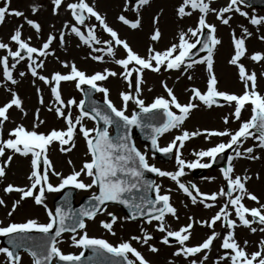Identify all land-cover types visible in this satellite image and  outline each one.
Returning <instances> with one entry per match:
<instances>
[{"label":"snow or ice","instance_id":"6c2138e0","mask_svg":"<svg viewBox=\"0 0 264 264\" xmlns=\"http://www.w3.org/2000/svg\"><path fill=\"white\" fill-rule=\"evenodd\" d=\"M11 0H3L0 6V25H3L7 17L22 19L12 30L8 41L0 40V87L8 94V99L0 104V180L7 175V169L14 157L19 156L29 160V173L26 176L27 184L16 186L11 183L0 191L4 194H17L18 198L11 203L7 216L13 213L25 201L31 200L35 206L42 207L47 217V222L41 223L35 218H28L24 222H9L0 225V237L7 238L9 246H0V254L5 258V264H22V252L31 257V264H104L103 258L109 257L108 264H152L143 252L133 246V242L141 245L152 255H157L160 248L157 244L174 248L171 252L172 259L165 264H176V258L182 259L185 264H206L209 253L216 240H220L219 247L225 250L223 256H219L213 264L227 260L229 264H264V239L259 241L258 249L251 253L246 251L248 241H243V246L236 239V229L243 227L251 233L260 231L264 233V203L260 198L250 192L247 183L253 177L245 173L236 175L232 161L238 158L250 161L260 157L254 154V148L264 151V93L258 91V79H264V70L259 73L250 71L242 58L253 63L264 65V51L248 53L246 41L253 36L248 27L239 25L240 35L235 29H231L230 21L233 15L244 18L247 23L259 33L264 28V15L244 10L247 0H227L222 7H212L214 0H181L176 8V17L183 20L197 14L194 26L186 30H180L178 40L171 43L163 50L155 47L162 32L159 27L163 9L152 17V31L148 35L149 44L144 55L133 49L126 38L109 25L107 17L102 14L90 0H50L51 15L58 16L63 8L68 12L70 20L62 23L59 29L55 25H49L52 29L46 37L41 36L42 25L34 18L25 16L24 11L11 9ZM151 0H123L121 13L116 20L130 30H140L142 27L141 10L150 6ZM43 8L42 4H29L28 10L31 16ZM133 13L129 17L126 13ZM212 14L219 24L228 27L233 52L227 63L234 66L243 90L240 94L229 93L218 89V80L214 72V55L222 41L217 37L215 24L207 22V17ZM94 21L93 23H88ZM27 25L35 33L38 46H34L32 36L24 35V26ZM98 30L107 35V39H101ZM66 35L78 38V47L86 46L89 49V57L96 62H104L105 56L118 66L117 72L109 68L92 74L80 70L73 62L60 61L61 67L66 72L54 71L48 75L42 74L45 61L55 55L53 43L64 47ZM257 39L264 42V34H258ZM199 46V47H198ZM206 53L205 55H197ZM117 51L122 56L117 58ZM24 64V70L17 71L18 65ZM197 65H204L207 73L206 87L201 90L196 87L186 89L189 93L188 101L181 103L174 94L173 89L167 83L161 82L166 93L165 96H156L151 103L146 104L141 98L143 74L145 71L160 73L161 71H176L184 76ZM32 77L35 87L37 103L46 107L48 112L54 114L58 120L64 122L62 129H51L48 132H38L37 129L44 124L40 119V107L33 110V124L31 130L22 124L7 131L4 135L6 123L10 122V110H18L21 117H27L23 100L15 90L20 80L26 76ZM109 78H119L126 84V90L119 92L120 107L118 108L109 98V89L103 86V82ZM180 77L178 76L177 79ZM192 80L191 75H187ZM41 82L49 89L52 98L49 105H45L44 97L36 82ZM62 82H69L74 87L84 92V99L78 102L75 98L65 100L61 92ZM92 92L103 96V107L91 100ZM86 100L90 102L85 108ZM135 107L130 114L129 103ZM229 106L232 108L230 116L233 120L240 121L242 111L250 110V116L239 123L235 130L224 128L223 130H196L180 131L164 147H160L158 140L165 133L181 129L191 112L201 106L212 109L215 107ZM77 109V115H72V109ZM223 123H229V115H225ZM95 122V126H85V121ZM102 122V126H100ZM115 129L113 136L109 129ZM139 128L147 133L151 148L161 154L174 153L176 169L166 171L149 164L147 154L141 152L132 142V129ZM79 134L86 144L88 157L81 167H75L68 175H63L55 170L48 158V149L55 144L62 154L70 153L75 148V137ZM203 135L205 140L211 137H227L226 142H220L212 147L196 151L193 161H185L181 158V149L186 141ZM256 141L254 146L240 147L246 140ZM232 149L234 155L228 156V165L220 169V174L225 182L218 191L203 193L195 184H185L181 178L186 175L185 169L210 168L216 158ZM207 158V162H202ZM67 163L71 166L72 161ZM153 173L158 177L167 178L174 182L176 189L182 192L191 205H202L205 209L217 207V202L222 199L218 210L207 219L187 217V224L177 229L167 223V217L178 220L177 208L171 199V189L162 192L161 185L152 180L145 179V173ZM87 177L89 182H84L81 177ZM50 177H56L59 183L53 184ZM259 179V174L255 177ZM209 179H214L209 178ZM66 188H73L92 193L86 205H81L79 210H74L69 203L70 193L65 192L63 203L49 208L46 203L48 193H60ZM135 193H143L136 196ZM154 193V197L148 195ZM254 202L257 207H247L244 200ZM123 205L129 209L127 217H117L107 211L108 203ZM187 207V205H184ZM0 207H7L5 200L0 198ZM98 214H104L108 219L100 221V226L109 234L115 236L114 225L119 221H136L141 218L139 235H132L127 240H121L118 244L90 237L87 232L86 221H93ZM155 222V223H154ZM220 224L223 233L215 230V225ZM144 225H153V231L161 235L154 237ZM253 225H258L253 226ZM209 229L200 242L189 244L194 227ZM41 234L37 240L32 234ZM69 233L70 246L81 249L78 254L64 253L59 247L62 242V234ZM156 240V243H152ZM85 250H91L92 255L85 257ZM199 257V258H197Z\"/></svg>","mask_w":264,"mask_h":264},{"label":"rangeland","instance_id":"374dc122","mask_svg":"<svg viewBox=\"0 0 264 264\" xmlns=\"http://www.w3.org/2000/svg\"><path fill=\"white\" fill-rule=\"evenodd\" d=\"M95 6L97 9L102 13L105 14L107 17V22L110 26L115 28L121 35V37L126 38L130 45L133 47L135 51H137L139 54L144 55L146 52V48L148 44L150 43L148 40V35L152 31V17L153 15L163 9V14L160 17L159 21V27L162 32V37L160 41L155 44V47L159 50H163L166 47L170 46L171 43H175L178 40V34L180 30H186L188 27H192L195 25L197 20V14L193 13L191 17H186L183 20H178L176 17V8L178 7L181 0H158L153 6L151 10L147 9V6L141 10V18H142V27L140 30H130L126 26H123L120 24L116 17L118 14L121 13V5L123 0H94ZM153 1V0H151ZM36 3L42 4L43 8L40 10L42 11L39 13V17H33L29 13L28 6L29 4L33 3V0H11L10 2V8L11 9H17V10H25V16H28L29 18H34L41 20L45 23L47 29L45 31L51 30L49 28V25H53L54 22H50V18L46 19L50 16V8L51 5L47 2V0H35ZM227 0H214V3L212 4V7L219 8L226 4ZM3 5V0H0V6ZM48 8V9H45ZM244 10L251 12H254L257 15H264V9H256L249 6H244ZM46 11V12H43ZM64 12L65 10L62 9ZM48 12V13H47ZM45 14L44 16H42ZM129 17L133 16L134 14L129 12L126 13ZM53 20V19H52ZM207 22L215 24L217 27L216 35L218 38L221 39L222 43L220 46H218L217 50L215 51L214 55V72L216 74L217 80H218V89L221 91H227L229 93H235L240 94L243 90V85L238 79L237 76V70L234 66H231L227 63L228 59L230 58L233 48L230 41V31L231 29H235L237 35H240V28L239 25H244L245 27H248L249 31L253 32V36L246 41V46L248 53L251 54L254 51H264V42H261L259 39H257L258 34H264V28H261L259 33L256 32V30L253 28V26L249 25L247 21L238 16L233 15L232 20L230 21L231 29L228 27H225L221 24H219L218 21H216L215 16L210 14L207 17ZM23 23L22 19L16 18V17H7L6 21L3 25L0 27V40L8 41V37L11 34L12 30L15 28L16 25ZM24 35L25 36H32V42L35 44V46H38L39 41H37L35 37V33L31 28H29L27 25L24 26ZM98 34H100L101 39H107L106 34H102L98 30ZM42 38L46 37L45 32H42L41 34ZM73 46V45H72ZM72 46L69 47V49H62L63 54H66V61H70L71 63H75L77 67L86 72L87 74H92L97 71H102L104 68H109L114 71H121V69L116 66L114 63H107L104 62H96L91 60L89 57V49L87 47H84V49H77L76 52L71 53ZM72 47V48H71ZM0 54H3L2 51H0ZM117 58H120L122 56V52L117 51ZM205 55V54H203ZM242 63L245 64V66L250 71H256L258 76L259 73L264 70V65L256 64L251 62L248 59L242 58ZM24 70V64L18 65L17 71ZM54 71H60V72H66L67 69L61 67V65H56L50 69H47L44 67L42 74L48 75L51 72ZM187 75L192 76V80H188L186 77ZM180 77L177 79V77ZM206 77L207 73L205 70L204 65H197L193 69L189 70L188 73H186L184 76H180L179 72L176 71H168L164 72L161 71L160 73H152L150 71H145L143 74L144 84L142 85V93L141 98L145 101L146 104L151 103L152 100L156 96H165L166 93L161 85V82L167 83L168 87L173 89L174 94L177 96L178 100L181 103H186L188 101L189 93L186 91V89H190L192 87L199 88L201 90H204L206 87ZM258 91L264 93V79H258ZM36 85L40 87L41 93L44 97L45 105H49L52 98L50 96L49 89L44 86L41 82L37 81ZM103 86L107 87L109 89V98L112 100V102L119 108L120 107V100H119V92L126 90V84L121 81L119 78H109L107 81L103 82ZM15 90L18 92V94L21 96L23 102L28 105V111L30 112L31 107H40V119L44 120V124L42 127H39L37 129L38 132H45L49 130L50 128L53 129H62L64 127V122L62 120H59L57 122H52L51 118L53 117V113L48 112L46 110V107L40 106L37 103L36 100V92L35 87L32 84V77L26 76L24 79L20 80L19 84L15 86ZM61 92L62 96L65 100L69 98H75L77 102L80 99H83L82 91L77 90L72 83L69 82H62L61 84ZM98 97L103 98L102 94L97 93ZM8 99V94L4 91L3 87H0V104H3ZM134 105L130 102L128 106V112L127 114H130L133 109ZM31 109V114L28 113L27 117L22 118L21 114L18 110H10V122L6 123L4 128V135L6 137L7 131L11 128L15 127L17 124H22L26 129L31 130L32 124H33V110ZM232 111V108L229 106L224 107H213L212 109H207L203 106L200 108L193 110L189 116V118L184 122L181 129L179 130H173L172 132H169L159 139V145L160 147L166 146L175 135L180 134V131L188 130V131H196V130H223L224 128H228L229 130H235L238 128L239 123L243 120H246L250 116V110L242 111L241 120L236 121L233 120L230 116V113ZM72 115H77V109L73 107L72 109ZM225 115H229V123L225 125L223 123V117ZM86 127H93L95 126V122L89 121V123H85ZM228 138L224 137H216L215 139L211 137L208 140H205L204 136H198L195 138H192L191 140H188L185 142L184 147L181 149V158L185 161H193L196 159V157L193 155L194 152L203 150L207 145L214 146L217 143L220 142H226ZM256 141L253 139H248L243 144V147H240V150L242 151L244 147H251L254 146ZM208 146V147H209ZM55 148V147H54ZM54 148H51V151L48 152V156L50 161L55 167V170L58 172H61L63 175H68L72 168L75 167L77 170L81 167L82 163L88 159V157L85 155L86 153V144L83 140V138L77 134L75 137V148L67 154H62L59 151H55ZM254 154L259 156L260 158L255 161H250L248 159L244 158H238L234 159L232 161L234 165V171L236 175H244L247 173L248 175L252 176L253 178L248 181L247 187L248 190L255 195H257L260 198V202L264 203V151L254 148ZM234 155V152L232 151V154ZM148 156L150 157V160L152 161L151 164L155 165L156 167H159L162 170L166 171H174L176 169L175 164V156L171 159L169 162H164L159 160L157 157L154 156L150 151L148 153ZM17 157L14 158L13 162L7 169V176H11L16 174V172L21 171L24 165H20L16 163ZM71 160L72 165L70 166L67 161ZM204 161V160H203ZM202 161V162H203ZM26 163L28 161L26 160ZM28 168V164H27ZM221 169V168H220ZM219 168H205V173L202 176H196L195 172L196 169L188 170L185 169V172L187 175H190L188 179L181 180L185 184H195L199 190L203 193H212L215 191H218V189L222 186H225V182L223 181L221 174H220ZM28 170V169H27ZM256 174H259V179L257 180ZM214 179H209L213 178ZM84 182H89L87 177H81ZM50 181L53 184L59 183L58 178L56 177H50ZM25 182V179H23V183ZM161 185L162 192L166 189H171V199L173 205L177 208V215L179 216V219L176 220L172 218L171 216L167 217V223L172 227V229H177L182 225L187 224L188 216H192L196 219H207L208 217H211L215 211H217V207H214L212 209H205L202 205H191L189 199L180 191L176 189V186L174 182L168 180L167 178L157 177V182ZM96 189L89 190L88 192H82L80 196H77V201L85 194H89L92 192H95ZM58 194V193H57ZM55 194L52 199L49 198L50 194L48 193L46 195L47 197V205L49 208H53L52 206V200L57 195ZM223 202L222 199H219L217 202V205L221 204ZM29 203L28 205H25V208H21L20 206L18 208V211L14 214L12 219H21L26 220L28 218H35L41 223L47 222V217L44 212V209L39 206H35L32 202H26ZM244 203L247 207H257V205L252 202L248 201L247 199L244 200ZM184 205H187L185 207ZM219 207V206H218ZM107 211L112 212L117 217H126L125 214L122 212V210L117 206H108ZM108 217L104 214H99L95 220L89 221L87 223V232L89 236L94 237H103L110 241L112 244H118L121 240H127L132 235H139V225L141 223V220L139 221H131V220H124L119 221L114 225V231L115 236L109 234L106 230H104L100 226V221L107 220ZM155 223V222H154ZM257 226L258 225H253ZM144 227L149 231L152 232L154 237H159L161 234L158 232L153 231V225H144ZM215 230L217 232L223 233V229L220 227V224L217 223L215 225ZM209 234V229L202 228V227H194L192 230V237L189 244H196L200 242L203 238L206 237V235ZM236 239L238 242H240L243 246V241L247 240L248 244L246 247V251L248 253H251L253 251H256L258 249L259 241L261 239H264V233H261L260 231H257L256 233H251L248 229L243 227H238L236 229ZM65 240H68V238H63L62 242ZM65 242V248L63 249L65 252H71L74 250L75 252L78 250V248H75L73 246H70V241ZM152 243H156V240H154ZM221 241L218 239L214 242L211 252L209 253V259L206 261V264H213V261L216 260L219 256H223L225 254V250L221 249L219 247ZM133 246L137 247L138 250L144 253V255L153 261L155 264H165L166 260L172 259L171 252L174 250V248L165 247L162 245L157 244V246L160 248V252L157 255H152L146 251L144 247H142L139 244H136L133 242ZM199 258V257H197ZM31 263V257L27 254L23 253L22 255V264H30ZM176 264H185V262L182 259L176 258ZM220 264H229L227 260L220 261Z\"/></svg>","mask_w":264,"mask_h":264},{"label":"bare ground","instance_id":"6f19581e","mask_svg":"<svg viewBox=\"0 0 264 264\" xmlns=\"http://www.w3.org/2000/svg\"><path fill=\"white\" fill-rule=\"evenodd\" d=\"M156 1H158V0H154L153 2H151V4H150V6H147V9L148 10H151L152 8H153V6L155 5V4H153V3H156ZM45 14H43L42 16H44ZM50 18V20H52V19H54V17L53 16H49V17H47L46 19H49ZM81 47H83V45H80V48ZM105 61L109 64V63H111V60H110V58H108L107 56H105ZM85 122H87L88 123V121L86 120ZM214 138V137H213ZM211 139V138H210ZM208 146L209 145H207L204 149H206V148H208ZM210 147V146H209ZM205 161H207V158H205L204 159ZM188 175H185V176H183L182 178H181V180H185V179H188ZM81 191L82 190H78V193L79 194H81ZM218 206L219 205H217V209H218ZM208 218H210V217H208ZM60 245H61V243H60Z\"/></svg>","mask_w":264,"mask_h":264},{"label":"water","instance_id":"95a60500","mask_svg":"<svg viewBox=\"0 0 264 264\" xmlns=\"http://www.w3.org/2000/svg\"><path fill=\"white\" fill-rule=\"evenodd\" d=\"M259 5H264V2H259L258 3ZM101 126H102V122H101ZM138 129V135H141L143 138H147V133L145 131H142L141 129L137 128ZM135 138V135H132V142H133V139ZM149 140V139H148ZM147 177H149L150 180H152V175H149V174H146ZM148 179V178H147ZM141 194V193H135V195L138 197V195ZM89 200V199H88ZM88 200H86L82 205H86ZM62 204V202H61ZM80 208V206H79ZM78 208V210H79ZM126 208V207H125ZM127 210H129L128 208H126Z\"/></svg>","mask_w":264,"mask_h":264}]
</instances>
